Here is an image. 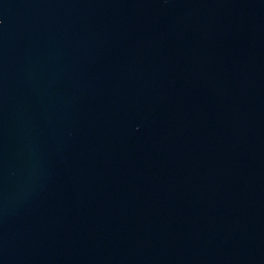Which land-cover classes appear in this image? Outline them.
I'll use <instances>...</instances> for the list:
<instances>
[{"label":"water","instance_id":"water-1","mask_svg":"<svg viewBox=\"0 0 264 264\" xmlns=\"http://www.w3.org/2000/svg\"><path fill=\"white\" fill-rule=\"evenodd\" d=\"M0 264H264V0H0Z\"/></svg>","mask_w":264,"mask_h":264}]
</instances>
